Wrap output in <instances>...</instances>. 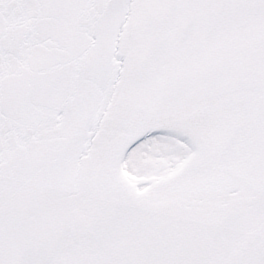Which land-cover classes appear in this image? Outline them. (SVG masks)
<instances>
[{
    "label": "snow or ice",
    "instance_id": "obj_1",
    "mask_svg": "<svg viewBox=\"0 0 264 264\" xmlns=\"http://www.w3.org/2000/svg\"><path fill=\"white\" fill-rule=\"evenodd\" d=\"M0 264H264V0H0Z\"/></svg>",
    "mask_w": 264,
    "mask_h": 264
}]
</instances>
